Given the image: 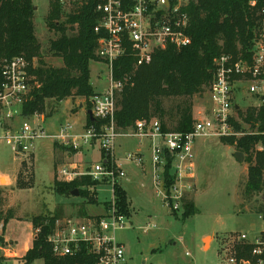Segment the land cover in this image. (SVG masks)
<instances>
[{"label": "built area", "instance_id": "obj_1", "mask_svg": "<svg viewBox=\"0 0 264 264\" xmlns=\"http://www.w3.org/2000/svg\"><path fill=\"white\" fill-rule=\"evenodd\" d=\"M82 1L58 0L63 10ZM131 1L125 5L122 0H102L94 7L98 19L93 30L99 34L95 55L107 71L104 90L90 98L89 109L94 119L101 122L98 128L86 124L82 131L76 132L72 123L65 122L47 131L42 127L41 114H24V106L35 85L30 70L35 66V59L30 61L23 55L0 59V151L5 149L24 161L35 154L40 140H50L52 147L68 154L98 147L97 162L72 159L55 166L56 178L61 182L90 180L93 184L81 188L93 195L97 205L103 208V213L98 215L67 216L54 221L46 241L56 257H70L85 251L96 256L97 264H127L124 246L115 239V231L124 227L126 219L116 206L115 189L127 177L124 164L144 170L145 159L140 149L118 154L116 138L147 140L153 189L165 206L179 210L195 176V140L239 134L230 122L234 117L232 111L238 108V102L233 100L235 84L246 83V91L255 101L250 105L264 107V0H250L249 6L257 8L259 20L247 55L234 58L231 54H222L214 59L208 87L209 107L202 117L194 119L191 130L166 131L152 118L138 120L121 133L114 123L115 96L126 78H114V63L130 52L136 66H140L149 63L157 49L168 45L181 48L191 43L186 33L187 7L191 0ZM99 187H108L111 198L99 201ZM259 218L264 222L263 215ZM38 231L35 229V234ZM238 244L251 246L249 257L238 256ZM223 264H264V223L252 238L245 233L233 238L232 247L224 253Z\"/></svg>", "mask_w": 264, "mask_h": 264}, {"label": "trees", "instance_id": "obj_2", "mask_svg": "<svg viewBox=\"0 0 264 264\" xmlns=\"http://www.w3.org/2000/svg\"><path fill=\"white\" fill-rule=\"evenodd\" d=\"M102 0H83L72 10L64 13L58 0H49L45 22L56 37L49 41V53L61 60V65H46L42 60L39 43L33 24L32 0H0V59L23 55L28 60L35 59L31 68L35 85L24 106V114L34 113L51 115L52 108L67 98H80L85 107H91L90 98L95 91L90 83V61H97L96 40L99 34L93 30L98 13L95 4ZM125 5L131 0H122ZM250 0H191L187 7L189 24L186 30L191 38L187 46L176 48L168 45L153 52L149 63L136 66L135 58L127 52L114 63V78L123 79L122 89L115 96L114 123L117 129L132 128L138 120L157 119L166 131L191 130L193 118L192 97L201 94L210 85L213 77L214 59L222 54L246 57L259 16L257 8L250 7ZM48 100L53 105L48 110ZM166 101H172L168 106ZM236 111L240 109L237 103ZM48 111V112H47ZM242 121L248 124L245 130L241 122L231 117L235 132L240 135L221 137L227 145L245 155L247 178L244 193H260L264 189V107L248 106L242 113ZM87 124L97 128L101 122L94 119ZM258 145L260 148H258ZM32 178V171L27 172ZM22 171L16 180L18 188H24ZM93 184L87 178L72 182H61L54 178L53 188L59 195H68L75 188L79 196L87 198L88 191L81 186ZM116 206L126 215L128 207L124 191L115 189ZM92 196V195H91ZM2 188L0 187V222L4 229L7 222L14 218L12 211L2 209ZM83 202L89 204L88 200ZM82 204V206H84ZM91 205H97L94 198ZM182 210L184 216L195 214L194 203L186 198ZM81 214L86 216L84 208ZM264 213V208H259ZM127 216V215H126ZM57 214L36 216L32 219L35 234L31 247L22 256L23 264H31L41 259L43 264H97L96 256L81 251L74 256L56 257L52 254L46 238ZM3 238L0 235V243ZM251 246L238 244L239 257H249ZM3 260L0 257V264Z\"/></svg>", "mask_w": 264, "mask_h": 264}, {"label": "rangeland", "instance_id": "obj_3", "mask_svg": "<svg viewBox=\"0 0 264 264\" xmlns=\"http://www.w3.org/2000/svg\"><path fill=\"white\" fill-rule=\"evenodd\" d=\"M32 1L34 32L41 44L42 60L46 65L60 66L61 60L49 53V41L56 37V33L45 22L49 0ZM72 8L74 6L63 11L67 13ZM89 69L90 83L94 90H104L107 74L105 65L99 61H90ZM99 74L101 78H98ZM246 87L244 82L235 84L233 100L240 104V109L232 113L243 128L248 130L249 126L243 123L241 115L255 101L247 93ZM80 100L76 97L58 102L52 108L51 115L43 114L45 118L42 127L52 131L65 122L78 124L80 120L83 121L87 109ZM191 101L193 118L202 117L209 107L208 88L194 95ZM171 102L166 101L165 104L168 106ZM47 104L49 110L53 101L48 100ZM146 144L147 140L118 137L116 152L122 154L127 150L133 151L138 146L146 150ZM193 147L195 176L190 181L191 189L186 193V198L194 203L195 214L190 216H184L182 209L170 210L165 206L153 189L150 171L149 174L141 175L138 168L130 163L124 164L129 174L121 182L124 189L121 186L117 188L124 191L128 205L127 216L124 227L115 231V239L124 246L127 264H223L224 253L232 247L233 238L240 233L252 238L262 227L264 222L259 216H264V213L259 208H264V189L258 194L244 193L248 167L245 155L215 136L199 137ZM235 152L243 154L242 161L237 160ZM98 154V147L95 146L80 156L82 160L93 163L99 161ZM58 162L61 159L52 153L50 140L38 141L35 155L24 161L13 159L12 154L5 149L0 151L2 209L12 211L15 220L10 222L8 229L10 235L18 237L3 239L0 243V257L3 258L1 264H23L24 248L29 241L31 245L35 233L32 224L34 217L54 214L58 218L81 216V208L89 215L103 213L100 205L90 204V200L94 199L90 193L86 199L55 193L53 182ZM30 170L31 179L27 173ZM20 171L21 180L27 184L24 188L16 186ZM111 196L108 187L97 189L99 201L108 200ZM86 200L89 204L83 203H87ZM251 225L255 228H251ZM2 232L4 237L0 223V234ZM208 236L205 243L204 239ZM31 264H42V260L36 259Z\"/></svg>", "mask_w": 264, "mask_h": 264}, {"label": "crops", "instance_id": "obj_4", "mask_svg": "<svg viewBox=\"0 0 264 264\" xmlns=\"http://www.w3.org/2000/svg\"><path fill=\"white\" fill-rule=\"evenodd\" d=\"M98 78H101L100 77V74H99V76H98ZM105 86H106V82L104 83V88H105ZM103 88V89H104ZM94 89V88H93ZM95 91V93H99V92H102V91H99V90H94ZM81 101V100H80ZM81 102H83V101H81ZM84 104V103H83ZM79 106L82 108V104L80 103L79 104ZM87 109V108H86ZM42 115V118L44 119L45 117H44V115L43 114H41ZM86 124H87V114H85V116H84V119H83V121H79V123L78 124H74L73 123V125H74V129H75V131L76 132H80V131H82L84 128H85V126H86ZM141 150L142 152H143V155H144V159H145V167H144V170H140L139 168H138V172L141 174V175H145V174H149V171H150V168H149V153L148 154H146V152H147V144H146V150L144 149V147H141V146H138V147H136L134 150ZM58 152H59V154H58ZM52 153L54 154V153H56L57 155H58V157H59V159H61V161H63V162H65L66 160H72V159H76V160H82L81 159V154H83V152H75V153H70V154H68V153H66V152H62L60 149H58L56 146L55 147H52ZM98 153H99V151H98ZM123 154V153H122ZM35 154H32V157L34 156ZM98 156H99V154H98ZM12 157H13V159H18V160H20L18 157H15L13 154H12ZM100 157V156H99ZM135 167V166H134ZM1 168V167H0ZM137 168V167H136ZM1 170V169H0ZM125 170H126V168H125ZM126 172H127V176H128V174H129V172L126 170ZM54 177V176H53ZM9 181V180H8ZM123 188V187H122ZM124 189V188H123ZM86 215H89V214H87L86 213ZM81 216H83V215H81ZM15 219H10L8 222H7V224H6V226H5V228L3 229L4 230V237H3V232L0 234L1 236H2V238L3 239H5V240H8V238H13V237H15L16 239H18V237L15 235V236H13V235H10V232H9V229H8V226H9V224H10V222H12V221H14ZM1 223V222H0ZM251 228H255V226L254 225H251ZM35 238V233L32 235V238H31V245H32V241H33V239ZM30 242V241H29ZM29 242L27 243V245L25 246V248H24V254H25V252L31 247V245H29ZM15 255H16V253H14ZM39 260V259H38Z\"/></svg>", "mask_w": 264, "mask_h": 264}, {"label": "water", "instance_id": "obj_5", "mask_svg": "<svg viewBox=\"0 0 264 264\" xmlns=\"http://www.w3.org/2000/svg\"><path fill=\"white\" fill-rule=\"evenodd\" d=\"M86 114H87V116H88V118H89L90 121H94V117H93L92 112H91L90 109H87V110H86ZM234 155H235V157L237 158L238 161H242V160H243V154H242V153H240V152H235ZM70 195H71V196H79V191H78V189L75 188L74 190H72V191L70 192ZM208 239H209V236L206 237V238L204 239V242L207 243V240H208Z\"/></svg>", "mask_w": 264, "mask_h": 264}]
</instances>
